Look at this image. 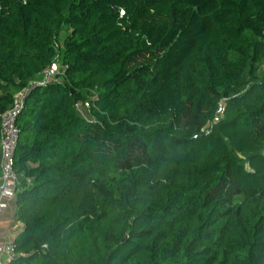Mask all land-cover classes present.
<instances>
[{"label":"trees","instance_id":"16d2710c","mask_svg":"<svg viewBox=\"0 0 264 264\" xmlns=\"http://www.w3.org/2000/svg\"><path fill=\"white\" fill-rule=\"evenodd\" d=\"M19 93L9 264H264V0H0Z\"/></svg>","mask_w":264,"mask_h":264},{"label":"built area","instance_id":"2783aa9c","mask_svg":"<svg viewBox=\"0 0 264 264\" xmlns=\"http://www.w3.org/2000/svg\"><path fill=\"white\" fill-rule=\"evenodd\" d=\"M22 97L23 93L17 94L13 108L1 115L2 171L0 175V214L4 211L7 200L13 202L15 200V187L18 175L14 168L13 159L19 140L16 116L21 109ZM85 107H89V103H85ZM14 258L13 241H1L0 239V264H9Z\"/></svg>","mask_w":264,"mask_h":264},{"label":"crops","instance_id":"0c3cea01","mask_svg":"<svg viewBox=\"0 0 264 264\" xmlns=\"http://www.w3.org/2000/svg\"><path fill=\"white\" fill-rule=\"evenodd\" d=\"M1 175V171H0ZM15 205L13 201H6L4 211L0 214L1 241H14L22 231L23 225L15 218Z\"/></svg>","mask_w":264,"mask_h":264},{"label":"rangeland","instance_id":"374dc122","mask_svg":"<svg viewBox=\"0 0 264 264\" xmlns=\"http://www.w3.org/2000/svg\"><path fill=\"white\" fill-rule=\"evenodd\" d=\"M60 70H61V64L60 63H57L56 65H54L50 69V71L48 72V78H47L46 82L56 81L57 80L56 75L61 72Z\"/></svg>","mask_w":264,"mask_h":264}]
</instances>
